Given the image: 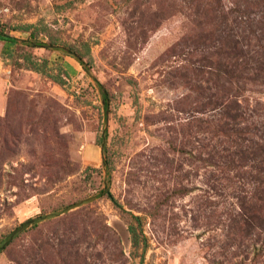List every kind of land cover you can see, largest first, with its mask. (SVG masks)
Segmentation results:
<instances>
[{
	"label": "rangeland",
	"instance_id": "374dc122",
	"mask_svg": "<svg viewBox=\"0 0 264 264\" xmlns=\"http://www.w3.org/2000/svg\"><path fill=\"white\" fill-rule=\"evenodd\" d=\"M256 1L0 0V242L47 216L0 264H264V84L215 71L205 38L256 43Z\"/></svg>",
	"mask_w": 264,
	"mask_h": 264
},
{
	"label": "trees",
	"instance_id": "16d2710c",
	"mask_svg": "<svg viewBox=\"0 0 264 264\" xmlns=\"http://www.w3.org/2000/svg\"><path fill=\"white\" fill-rule=\"evenodd\" d=\"M248 1L249 3H252V0ZM263 1L264 0H257L255 4L259 6L263 4ZM235 11H237L238 19H240V21L237 20V23L240 22L243 23V25H250L254 23V17L251 16L252 12L249 7L243 6L242 4L238 3L237 10ZM226 16V12L223 16L221 15L224 23L226 22ZM257 22L260 23V25L257 24L258 26H260L259 29H255L250 32L251 36L256 39V43L254 44L244 41V39L247 37L251 39L250 35L241 33V35L239 36L240 38H242L241 40H239L237 36V38H234L235 35L231 34L226 26L224 29H222L225 33L220 37H216L213 31L208 32L205 35V38H208V40L212 41V43L217 42L218 44L220 43L222 45V47L219 48L218 51H216V54L218 57H223V60L220 59L217 64H214L212 67H214L213 69H215V71L217 70L219 72L225 73L228 78L227 80L231 79L232 76H236V80L241 81L243 85L244 83L246 84L248 82H252V84H264V27H262L264 26V16H260V18L257 19L256 23ZM0 40L10 41L12 43L18 42L17 39L11 37L3 31H0ZM31 44L37 46H48V44L46 43H36L32 41ZM67 50L68 52L72 53V51H70L69 49ZM75 56L80 60L82 64H85V62L79 55L75 54ZM99 86L103 93L105 106H108V96L106 95L107 91L103 89L100 83ZM214 109H219L220 112L212 116V122L214 123V119H216V123L219 120L217 126L220 128V130L223 131L226 137L233 140V138L235 137L238 138L241 135V132H244L246 127H242V124L247 123V115L249 112V107L246 104L242 103V101L239 100H233L228 95L226 96L225 101L220 103V107H214ZM105 148V143H103L104 151ZM100 194L108 195L111 199L114 200V197L110 193L108 187L101 189ZM45 218H47V216H41L38 219L30 218L21 223V225L13 229L11 232H9L0 242V252L3 251L23 231H25L30 224L38 223L40 220ZM136 218L139 220V217ZM131 228L133 230V233L136 234L134 227ZM137 238L138 237L136 236L134 237L136 243L138 242Z\"/></svg>",
	"mask_w": 264,
	"mask_h": 264
}]
</instances>
